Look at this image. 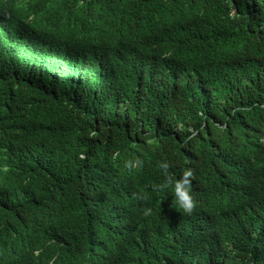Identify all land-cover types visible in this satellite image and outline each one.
Returning <instances> with one entry per match:
<instances>
[{
    "label": "trees",
    "instance_id": "obj_1",
    "mask_svg": "<svg viewBox=\"0 0 264 264\" xmlns=\"http://www.w3.org/2000/svg\"><path fill=\"white\" fill-rule=\"evenodd\" d=\"M165 161L192 215L152 190ZM5 238L28 264H264V0H0L14 264Z\"/></svg>",
    "mask_w": 264,
    "mask_h": 264
},
{
    "label": "clouds",
    "instance_id": "obj_2",
    "mask_svg": "<svg viewBox=\"0 0 264 264\" xmlns=\"http://www.w3.org/2000/svg\"><path fill=\"white\" fill-rule=\"evenodd\" d=\"M66 50V49H65ZM63 50V51H65ZM132 162L128 161L125 164L126 169L132 168ZM159 168L161 169V172L164 176V181L159 184H153L152 190L156 193L164 192L168 189H172L174 192V204L175 206L181 210L186 215H192L197 207V202L194 199V197L191 195V189H192V181H193V172L191 169H187L183 172L182 176L179 179H176L169 171V169L172 167V165L165 161L163 163H160ZM133 199H141V200H147V196L143 194H137L133 193L132 196ZM143 215L145 217L152 215V209L150 207H146L143 210ZM41 223L43 227L47 228V218L46 216H41ZM31 237L34 239L35 236L29 231ZM7 239V238H5ZM9 242H12L20 247V255L18 257V260L14 264H28L27 260H31L30 258H24L27 255L32 254V250L28 246V242L19 239L18 241H11L7 239ZM91 248L95 251L97 250V243H91ZM37 252V251H36ZM32 261V260H31ZM33 262V261H32Z\"/></svg>",
    "mask_w": 264,
    "mask_h": 264
}]
</instances>
